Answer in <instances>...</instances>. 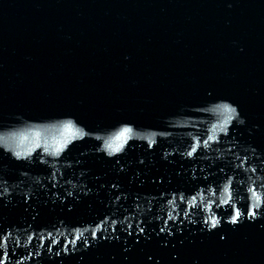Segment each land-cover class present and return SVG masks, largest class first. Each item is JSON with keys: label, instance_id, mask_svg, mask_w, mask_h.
Returning a JSON list of instances; mask_svg holds the SVG:
<instances>
[{"label": "water", "instance_id": "water-1", "mask_svg": "<svg viewBox=\"0 0 264 264\" xmlns=\"http://www.w3.org/2000/svg\"><path fill=\"white\" fill-rule=\"evenodd\" d=\"M0 264H264V0H0Z\"/></svg>", "mask_w": 264, "mask_h": 264}, {"label": "snow or ice", "instance_id": "snow-or-ice-1", "mask_svg": "<svg viewBox=\"0 0 264 264\" xmlns=\"http://www.w3.org/2000/svg\"><path fill=\"white\" fill-rule=\"evenodd\" d=\"M225 110H230V109H228V106H225ZM130 131H131V129L125 128L118 136H116L115 139L116 140H121V138L124 137V135L126 133L130 132ZM204 143L207 144V141H205ZM106 146H107V148L111 149L113 152H119L121 150V148H122L121 144L108 143ZM193 151H195V149H193ZM17 155H20V154L17 153ZM252 214L255 215V213H252ZM239 215H240V213L237 212L236 215L233 217L231 222L234 223V224L237 223L238 222L237 218L239 217ZM206 223H207V221H206ZM217 223H219V222L218 221H213L209 225V227L214 228V227H216ZM141 231H143V230L141 229Z\"/></svg>", "mask_w": 264, "mask_h": 264}]
</instances>
